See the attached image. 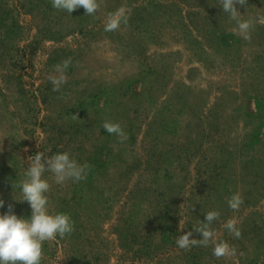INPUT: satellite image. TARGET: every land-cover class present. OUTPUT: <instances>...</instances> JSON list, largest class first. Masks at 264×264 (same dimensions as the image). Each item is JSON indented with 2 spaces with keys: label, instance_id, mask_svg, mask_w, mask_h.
<instances>
[{
  "label": "rangeland",
  "instance_id": "rangeland-1",
  "mask_svg": "<svg viewBox=\"0 0 264 264\" xmlns=\"http://www.w3.org/2000/svg\"><path fill=\"white\" fill-rule=\"evenodd\" d=\"M121 7L128 22L106 32ZM237 7L251 39L220 0H99L94 15L0 0V214L31 215L14 183L37 152L89 165L78 182L45 174L50 210L74 230L44 242L42 264H264V0ZM213 210L214 239L233 254L199 242ZM187 232L198 242L182 249Z\"/></svg>",
  "mask_w": 264,
  "mask_h": 264
},
{
  "label": "clouds",
  "instance_id": "clouds-1",
  "mask_svg": "<svg viewBox=\"0 0 264 264\" xmlns=\"http://www.w3.org/2000/svg\"><path fill=\"white\" fill-rule=\"evenodd\" d=\"M53 8L66 11L71 14L75 9L83 7L88 15H94L99 8V0H51ZM245 5L247 0H238ZM220 6L231 20L235 21L241 36L251 39L253 28L252 19H242L237 0H220ZM258 22L264 23V17H257ZM128 22V12L121 7L111 13L104 25L106 32H113L120 28L121 24ZM71 60H65L62 65L56 67L57 76L51 78L53 90L59 91L60 87L67 83L65 70L69 67ZM103 127L109 134L119 137L122 141L127 139L125 131L119 122L106 120ZM43 139V138H41ZM40 145V141H38ZM46 151L37 152L29 157L30 163L25 167L23 177L14 183V189L19 188L20 198L15 200L26 201L31 208L30 216H20L11 210L0 214V264H42L43 244L45 241L63 238L74 230V222L66 212L52 211L49 206L47 193L50 191L51 183L46 173L51 174V180L56 184L66 181H81L87 178L89 165L77 161L68 151H56L47 156ZM243 203L242 196L234 193L228 200V206L237 210ZM4 201L0 199V208ZM219 216L218 211L206 212L202 225L195 227V231L202 235L199 242L202 244H213V253L216 257H223L234 253L225 241L217 242L214 239L211 224ZM225 227L236 237L240 231L236 228L234 221H228ZM198 240L192 238V232L182 234L177 240L178 247L188 249Z\"/></svg>",
  "mask_w": 264,
  "mask_h": 264
}]
</instances>
